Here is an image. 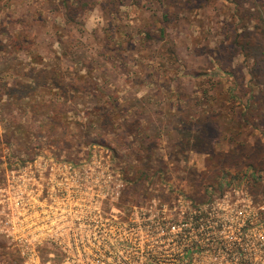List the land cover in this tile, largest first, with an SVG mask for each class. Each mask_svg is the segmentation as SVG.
Wrapping results in <instances>:
<instances>
[{
	"label": "rangeland",
	"instance_id": "374dc122",
	"mask_svg": "<svg viewBox=\"0 0 264 264\" xmlns=\"http://www.w3.org/2000/svg\"><path fill=\"white\" fill-rule=\"evenodd\" d=\"M59 1L0 0V74L5 73L0 79V264L57 263L49 261L39 233L53 230L57 208L66 200L80 198L64 171L69 168L118 169L132 186L127 198L141 199L144 185L168 180L199 201L209 184L239 178L251 168L262 174L253 189L261 200L264 0H92L85 8L75 1L62 7ZM82 8L88 16L77 13L67 22L68 10ZM94 12L97 17L86 21ZM79 62L86 66L78 68ZM78 69L102 87L101 101L92 96L98 91L68 90L62 96L54 90V83L66 85L68 74ZM41 72L46 79H39ZM56 74L62 77L55 79ZM106 94L118 98L116 112L106 109L116 127L136 112L139 136L153 144L152 156L136 150L150 157L142 164L127 158L128 148L118 149L120 158L113 159L105 147L82 145L100 136L89 113L102 106ZM133 99L144 100L134 104ZM64 108L65 117L59 118L57 110ZM123 109L130 111L119 112ZM209 115L208 135L200 136L197 118ZM180 120L196 125L177 128ZM158 121L166 125L160 142ZM74 122L87 126L76 128ZM117 132L127 138L117 128L102 139L112 141ZM142 166L148 176L159 172L163 181L157 174L133 182Z\"/></svg>",
	"mask_w": 264,
	"mask_h": 264
},
{
	"label": "built area",
	"instance_id": "2783aa9c",
	"mask_svg": "<svg viewBox=\"0 0 264 264\" xmlns=\"http://www.w3.org/2000/svg\"><path fill=\"white\" fill-rule=\"evenodd\" d=\"M64 171L80 198L39 233L53 264H264V196L253 191L262 174L251 168L209 184L202 201L168 180L127 198L118 169Z\"/></svg>",
	"mask_w": 264,
	"mask_h": 264
},
{
	"label": "trees",
	"instance_id": "16d2710c",
	"mask_svg": "<svg viewBox=\"0 0 264 264\" xmlns=\"http://www.w3.org/2000/svg\"><path fill=\"white\" fill-rule=\"evenodd\" d=\"M70 1H75L78 4L83 5V8L87 7L88 5H90L89 3L92 2V0H60L59 3L62 7H64ZM83 8L82 9H70V10H68V12L65 14V18L67 19V22H69V23L72 22L74 19L73 16H75L77 13L86 14L88 12V10H83ZM163 18L165 20H168L169 19V13L166 11L163 12ZM124 60H126V59H124ZM79 64H81V63L79 62ZM81 66L84 67L86 65L81 64ZM73 80H72V82L75 86L73 84H70V89L76 93L77 92H84V91L91 93V90L96 89V87H92L93 85H91L92 82L90 80L88 82V81H85L84 78H81V77H75ZM86 83L88 84V86L85 88L84 84H86ZM55 86L57 88H60L61 92L63 93L62 96H65V92H64L65 91V87H64L65 85H62L60 83H55ZM63 89H64V91H63ZM97 91H100V89L99 90L97 89ZM99 95H95V96L93 95V98H95V100L101 101V99H102L101 96L103 94L101 92H99ZM117 100H118V98H112V97L108 96L106 101H102V103H101L102 106H100L99 108L91 109L89 115L92 116L95 119L94 121L96 122V124H98L97 128H99V129H97V128H94V129L96 131H99L100 136H97V137L92 138V139H87L86 141H84L82 143V145H90V146L98 145V146L105 147L106 149H108L111 152L113 159L120 158V156L118 155V149L128 148L130 150V153L127 155V158L133 159L132 161L134 163L139 162L140 164H142L143 162H145V160H147L150 157L144 156L142 158V156L141 157L139 156V153L140 154L143 153L146 155H148L147 153H149L150 156H152V153L154 152L153 144L152 143L149 144L150 142H148L147 136L146 137L139 136L140 135L139 133L141 132L142 129H140V126L138 123L139 120L137 119L138 115L136 114V112H133V118L130 122L123 120L120 124H117V127H116V124L112 122V120L114 119L113 116H110V112H108L106 109L110 108L111 111L112 110L115 111V109L118 108V106L115 104V102ZM133 100H134V104H137V103H142V100H144V99H133ZM62 112H64V113H62ZM66 112H67L66 108L62 109L61 111L57 110L56 115L59 118H63V116L65 115ZM119 112L124 113V112H127V110H119ZM211 118H213L212 115H209L204 120L197 118L198 122H202V124H199L200 129L198 128V130H195L196 132L200 133L199 134L200 136L206 135V134L208 135V130L211 126ZM58 120L60 121V119H58ZM94 121H93V119L91 121H89L87 123L88 127H91L92 123ZM198 122H196V123L198 124ZM179 123H182L183 126H185L182 120H180ZM71 124L74 125L76 128H86V126H87L86 125L84 127L83 126L84 124H80L77 122H74ZM195 125L196 124H188L185 127L188 128V130H190V128H192V126H195ZM55 127H58V126L55 125ZM117 128H120L123 130V132H125V137H127L126 139H124V137L119 136V135H115V138L112 141L102 139V138H105V136H103V134H105L106 132H109V130H116ZM86 132L87 131H85V133ZM85 135H88V133H86ZM80 136L83 137L84 135H80ZM197 137H199V136H197ZM196 139H198V138H196ZM145 144H149L150 146H144ZM80 145H81V142L78 144V146H80ZM67 148H69V146H67ZM136 150L139 153L136 154L135 153V152H137ZM194 150L196 152H198L199 149L197 147H195ZM143 168H144V166L139 168V170H135L133 182L137 183L139 180L145 181L146 179H148V177L149 178H151L152 176L155 177L157 174L159 176V172L157 173V171L153 172L151 176H148L147 170H144ZM144 177H146V178L142 179ZM157 179H159L160 181H163L161 176H159Z\"/></svg>",
	"mask_w": 264,
	"mask_h": 264
},
{
	"label": "crops",
	"instance_id": "0c3cea01",
	"mask_svg": "<svg viewBox=\"0 0 264 264\" xmlns=\"http://www.w3.org/2000/svg\"><path fill=\"white\" fill-rule=\"evenodd\" d=\"M88 13H86L85 15L86 16H88L87 15ZM93 17H97L96 16V12H94V13H92L89 17H87L86 18V21L88 20L89 22H91L92 21V18ZM70 60H68L67 61V63L69 64V65H72V66H77V63L76 64H74V63H71V61L69 62ZM75 66V67H76ZM80 67H83V66H81V64H79V67L78 68H80ZM84 68V67H83ZM71 69H73L72 67H71ZM84 72H83V71ZM84 73H88V71H86L85 69H78V70H71V72H70V74H68L69 75V82L64 86L65 87V91H64V89H63V91L65 92V94L67 93V91L68 90H71L70 89V84H73V82H72V80L75 78V77H81V78H84V80L85 81H88L89 82V80L92 82V84H94L95 86H96V92H97V89L99 90L100 89V91H98V93L99 92H101L103 95H104V90L102 89V87H99V85L98 84H96V82H93L94 80H92V79H88L87 77L88 76H84ZM83 75V76H82ZM5 77V73H1L0 74V79L2 80L3 78ZM56 77L57 78H59V77H62V76H60V74L58 75V74H56L55 75V79H56ZM46 79V77L44 76V72H41L40 74H39V79ZM60 79V78H59ZM94 79V78H93ZM74 81V80H73ZM56 83H60V82H56ZM61 84V83H60ZM87 84V83H86ZM74 85V84H73ZM98 85V86H97ZM75 86V85H74ZM0 88H2V87H0ZM54 90H58V91H60L61 92V90H60V88H57L56 86H55V83H54ZM86 88V87H85ZM101 89H102V91H101ZM95 90H91V93H93V92H95ZM71 92H73V93H76V92H74V91H72L71 90ZM115 92V91H114ZM62 93V92H61ZM87 93V92H86ZM90 93V94H91ZM116 94H120V93H122L121 91H116L115 92ZM152 93V92H151ZM1 94H2V92H1ZM63 94V93H62ZM107 95V94H106ZM6 97H7V94L5 95ZM93 96V95H92ZM141 96H145V93L144 94H141ZM141 96H138V97H141ZM107 98H108V95H107ZM106 98V99H107ZM1 104L0 105H2V102H0ZM164 105V104H163ZM169 106V105H168ZM165 107H167V105L165 104ZM173 105L171 104V108H170V110L171 111H173ZM123 110H125V109H123ZM127 111H130V109H128ZM178 111H181V109H178ZM160 122L158 121V122H156V124H154L155 126H157V132H158V135H157V140H159V142L161 141L160 139H162L163 137H162V134H163V129L165 128V126L166 125H163V124H159ZM178 125H183L182 123H179L178 122V124H176V126H177V128H178ZM175 126V125H174ZM176 127H175V129H177ZM175 129H171V132H172V135H176L177 137H179L178 136V132H177V130L175 131ZM116 135H120L118 132H117V134ZM170 136V135H169ZM174 137V136H173Z\"/></svg>",
	"mask_w": 264,
	"mask_h": 264
}]
</instances>
